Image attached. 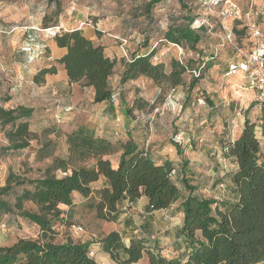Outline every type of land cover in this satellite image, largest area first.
Returning a JSON list of instances; mask_svg holds the SVG:
<instances>
[{
    "label": "trees",
    "instance_id": "16d2710c",
    "mask_svg": "<svg viewBox=\"0 0 264 264\" xmlns=\"http://www.w3.org/2000/svg\"><path fill=\"white\" fill-rule=\"evenodd\" d=\"M178 1L182 8L188 9L183 0ZM52 2L58 6L59 0ZM162 2H147V16L150 17L153 8ZM60 13L61 10L57 9L55 16ZM195 19L185 13L183 23L169 25L165 40L196 50L203 41L201 31L208 26L193 29ZM57 26L62 27L57 17L44 16L42 29ZM236 34H241V31L236 30ZM50 38H54L60 48L67 49L66 55L58 62L64 65L69 80L93 88L95 103H113L118 91L111 88L110 79L115 73L117 60L109 57L102 45L95 44L78 29L65 31L61 28ZM45 54H49L47 47ZM154 55L153 50L148 54L130 56V62H123L121 83L145 77L159 87L164 84H170L173 89L181 86L187 66L173 61L171 70L167 71L165 64L153 62ZM56 71L55 66L42 69L35 76V83H43L47 74ZM200 77L190 82L188 96ZM10 100L8 96L0 95V132L8 141V145L0 148V156L29 149L35 141L37 161L50 160V163L38 178L10 172L6 183L0 186V220L13 215L37 225L41 231L38 239H20L12 245L0 246V264H98L90 256V243L73 239L59 242L56 228L67 224L64 220L66 211L62 206L72 208L75 195L91 197L94 184L101 179L104 182L97 189L98 197L93 207L99 220L116 222L121 201L127 199L135 203L141 197L148 199L152 211L168 210L179 204L183 215L180 235L185 239V251L168 257L151 250L141 240L132 239L127 245L120 233L112 231L102 236L100 242L103 251L116 263L136 264L145 256L148 264L264 262V158L256 134V122L248 117L257 103L248 108L242 132L228 145L229 152H223L238 166L232 176L237 198L231 202L199 196L191 179L183 175L179 183L178 178L172 176V171L176 170L172 163L158 165L149 150L131 137L112 142L98 136L89 125H82L70 133H63L56 125L34 132V108L25 105L6 107ZM144 104V101H136L132 110L128 109L126 113L142 110ZM261 120L264 129V106ZM60 138L64 139L66 147L64 155L58 154ZM172 144L181 156V146L173 141ZM117 155L118 164L114 166L111 158ZM187 165L188 162L184 168ZM27 204L35 206V209L27 207Z\"/></svg>",
    "mask_w": 264,
    "mask_h": 264
},
{
    "label": "rangeland",
    "instance_id": "374dc122",
    "mask_svg": "<svg viewBox=\"0 0 264 264\" xmlns=\"http://www.w3.org/2000/svg\"><path fill=\"white\" fill-rule=\"evenodd\" d=\"M149 1L151 0H59L57 6L52 0H0V83H2V88L4 90L7 88L9 91L11 89L18 90L20 89L18 85L22 84L16 75L7 71V67L11 66L12 53L21 52L26 55L25 48L27 44H30L27 40H35L37 42H33L34 44L37 43L42 46L45 45V40L52 36V32L37 31L32 28L39 27L42 29V20L46 14L54 18L57 17L59 24L63 28H68L67 31L74 30L70 29L71 27L78 29L80 23L90 24L78 30L94 29L101 38L107 39L113 47L120 48L121 39H126L128 41L127 48L131 49L134 54H148L154 50L153 62L165 64L167 71L171 70L173 61H180L190 70L195 69L198 67V62L202 61L201 56H197L198 52L202 55L204 51H207V56L212 57L216 49L222 48L224 32L220 19L216 15L209 16L211 26L201 31L203 41L196 47V50L181 46L184 53L180 54L179 49L164 38L169 25L183 23L185 13L190 14L191 17H196V19L207 17V11L199 0H183L184 5L188 8L187 10L182 8L178 0H163L162 3L153 8L150 17L145 12V5ZM230 1L239 4L243 12L244 9L248 11L251 7H259L260 3V0ZM262 1L264 2V0ZM223 6L225 8L230 7L229 3ZM57 9L61 10L59 16H55ZM258 15H255L257 21H259ZM241 36L239 41L241 43L246 42V33ZM222 49L219 50L216 59L210 60L209 63L212 69L210 70L207 66L190 96H188V87L196 77L188 71L183 75V84L176 87L172 95L173 88L170 84L159 87L152 80L140 77L131 83L128 88L120 91L119 100H123V107L120 105V112H123L127 118L139 122L152 121L154 128L158 131V136L166 139L165 142L170 144L172 138L179 133V128L184 124L183 119L189 113L194 112V109L203 113V109L199 107V99H202L203 103L201 105L203 107L209 108L213 104L219 112L214 115L213 122L209 119L208 122L200 125L198 129L187 130L189 128L186 126L188 135H185V138L186 140L192 139L191 143L187 142V145L191 144L195 150L207 147L205 145L201 146L199 141L193 140V136L195 134L199 135V131H202V135H216L215 142L221 143L227 135L232 134L231 122L235 118L238 121L242 119L245 121L246 110L252 102L257 103L252 91L243 90L235 86L234 83H230L233 78L228 80L222 78V74L226 72L225 67L221 65L225 63L222 60V55L228 52V48ZM230 50L233 52L232 49ZM139 100L144 101V109H134L132 113H126L128 109L132 110L134 103ZM209 101L212 104H209ZM262 108L257 103L248 113V117L252 121H256V134L261 142L263 159ZM123 113L121 115H124ZM32 129L39 132L37 122L32 124ZM53 139L55 138L53 137ZM58 142V154L64 155L66 151L64 139L60 138ZM6 145H8V141L4 134L0 132V148ZM37 147V143L34 141L33 146L29 149L3 157L0 156V186L6 183L10 172L30 178H38L43 174L50 160L37 161ZM203 170L200 167L196 181L198 186H201V195L209 197L206 192ZM222 183L225 188L217 187ZM227 185L226 175L224 177L220 176V180L214 183L210 191L215 192L218 189H225V194H227L229 191ZM212 194L214 195V193ZM97 197V189L94 188V194L90 200L84 201L82 196L77 195L75 198L76 204L72 208L62 206V209L66 211L64 220L67 224L56 228V232H58L56 238L59 242H64L67 239L82 242L86 238H92L93 241H96L114 229L113 223L96 218L93 207ZM177 205L175 204L173 209L170 208L154 214L155 219L158 220L157 222L161 224L159 226L161 229L152 233L156 241L162 242L164 238H171L173 241L177 238L178 232H175V229L183 223L182 213ZM26 206L35 209V206L31 204ZM40 236L39 227L27 220L13 215H6L0 220V246L12 245L20 239H38ZM151 236L149 235L148 240L151 239ZM162 246L161 251L168 257L179 254L174 243L167 242L163 243ZM146 263H148L147 256L138 264ZM259 264H264V262Z\"/></svg>",
    "mask_w": 264,
    "mask_h": 264
},
{
    "label": "crops",
    "instance_id": "0c3cea01",
    "mask_svg": "<svg viewBox=\"0 0 264 264\" xmlns=\"http://www.w3.org/2000/svg\"><path fill=\"white\" fill-rule=\"evenodd\" d=\"M246 11L244 9L245 13L242 12V16L239 18L233 17L228 19L227 24L231 29H233L238 45L244 47L246 50H252L254 46L257 45V40L252 35V26L256 25L264 31V14H261V12L264 11V2H261L260 0L259 7H251L247 13ZM256 14H260L258 15L259 21L255 18ZM70 29H75V27H71ZM236 30L241 31V34L237 35ZM81 31L95 44L102 45L109 57L117 60L115 73L110 79L111 88L114 91H123L125 88H128L134 81H130L125 84L121 83V75L125 67L123 62H127L125 51L122 46L120 48L113 47L110 43H108L107 39L101 38L94 29L88 28ZM242 33H246V42L243 43L239 41L242 37L241 35H243ZM45 46L48 49L50 59L41 58L36 60L33 64L27 63V57L23 53H12L11 66L7 67V71L16 75L17 79L22 82V87L18 90L11 89L9 91L5 87L4 90L2 88V83H0V95H7L11 99L7 103V107L25 105L34 108L35 116L33 123L37 122V126L39 128L38 131L45 127L56 125L63 133H70L82 125H89L95 130L98 136L112 142L125 140L131 137L136 143L140 144V146L149 150L151 156L158 165H163L167 162L172 163L173 167L176 169V177L178 178L179 183L183 175H185L186 178L191 179V184L197 187L196 194L199 196H202V190L201 186H198L196 178L197 174L200 172V167H202V169H204L203 175L205 177L204 182L206 183V192L209 194V197H203L214 198L220 201L227 200L233 202L236 200L237 194L235 192L232 176L238 166L233 159H230L223 154L221 147L222 144L228 140L231 134L227 135L224 140L219 143L218 141L215 142V139H217L216 135H202V131H199V135L195 134L193 136V140H197L201 146L205 145L207 147L201 150H195L194 146L191 144L187 145V142H185L183 145H180L182 155L179 156L177 154L176 147L172 143L168 144L165 142L166 139H162L158 136V131L154 128V123L152 121H146L144 123L143 121L139 122L138 120L127 118L123 112H120V105L123 107V100H119L118 103H95L94 89L83 87L78 83H72L69 80L64 65L58 62L59 59L66 55L67 49L60 48L54 38L46 39ZM226 47L228 48V52H226L225 55H222V60H224L225 63L221 64L225 67V71H227L230 63L239 59L232 46L227 45L222 48ZM230 49H232L233 52H231ZM126 51L129 57L134 54L129 48H127ZM207 55V51H204V54L202 55H200L199 52L197 54L198 57L201 56V60L209 59L210 57ZM216 58L217 56L214 59ZM209 62L210 60L207 62L206 68L208 66L211 70L212 68ZM200 64L201 61L198 62V66ZM52 66L57 68L56 73L47 74L43 83H35V76L42 69L50 68ZM224 74H222V78H225ZM229 78H233L230 83H234L238 88L243 89L247 86V80L244 74L227 77L225 79L228 80ZM243 90L252 91L249 89ZM252 92L256 100V94L254 91ZM253 103L254 102L251 104ZM201 104L202 103L199 104V107L203 109V113L194 109V112L189 113V115L183 119L184 124L178 131H183L184 137L185 135H188L187 130H191L193 128L198 129L200 125L208 122L209 119L213 122L214 115L219 112V110L216 109L212 103L209 108L203 107ZM69 107L72 108V111L66 112L65 110ZM121 113L124 115H121ZM57 117H61L60 122ZM253 121L256 122L255 120ZM231 123L233 128L231 133L237 138L242 132L244 120L242 119L238 121V119L235 118ZM186 126L189 129L186 130ZM189 140L191 143L192 139H188L187 141ZM111 159L113 165L116 166L118 164V155L112 157ZM186 162H188V165L184 168ZM225 175L228 184L227 187L229 188L228 193L225 194V189H218V191L215 192L210 191L214 183L220 180V176L224 177ZM103 182V179H101L99 182L94 184V187L96 189H100ZM222 184L217 185V187L220 186V188H225V185L224 187H221ZM212 193H214V195ZM76 196L77 195H75V198ZM90 198L91 197H83L84 201H88ZM75 204L76 203L74 202V205ZM174 206L171 209H173ZM177 206H179V204ZM119 209V219L116 222L110 223H113L115 226L112 231L120 233L127 245L130 244L132 239L141 240L145 242L151 250L163 253L161 251V249H163L162 244L171 242L172 244H175L179 254L185 251V239L180 235V229L183 223L179 224V227L175 229V232H178V236H176L177 238L173 239V241L171 238H164L162 240L163 243L155 240L152 233L160 230L161 227L159 226H161V224L157 222L158 220L155 219L154 214L165 210L152 211L149 208L148 199L146 197H141L135 203H130L127 199H125L119 204ZM149 235H152L150 239L151 241L148 240L150 238ZM100 240L101 238L96 241H93L92 238H86V240L82 242L90 243V248L96 251V256L94 258L98 264H118L108 253L103 251Z\"/></svg>",
    "mask_w": 264,
    "mask_h": 264
},
{
    "label": "built area",
    "instance_id": "2783aa9c",
    "mask_svg": "<svg viewBox=\"0 0 264 264\" xmlns=\"http://www.w3.org/2000/svg\"><path fill=\"white\" fill-rule=\"evenodd\" d=\"M202 4V6L207 11V17L204 18H197L192 24L193 29H199L202 26H211L209 22V16L216 15L219 17L221 22V27L223 29L224 35L222 38L223 43L221 44V47L230 45L235 49L236 54L238 55L239 59L235 62H232L229 64L227 71L224 74V77H233L240 74H244L245 78L247 80V86L242 87L243 89H249L255 92L256 94V101L258 105L261 107L264 106V31L260 28H258L256 25H253V37L257 40V45L254 46L252 50H246L244 47L238 45L236 42V37L234 34L233 29H231L227 21L230 18L236 17L239 18L242 16V9L239 6V4L235 2H231L230 0H199ZM229 3L228 8H225L223 5ZM261 14H264V11L261 12ZM90 24L80 23L78 29H82L84 26H89ZM33 30L37 31H46V32H52L51 35H55L57 32L61 30L60 26L52 27L48 29H41L39 27H32ZM63 30L67 31V29L63 28ZM51 36V37H52ZM30 44H27V47L25 48V54L27 56V63H32L38 59L41 58H49L48 54H45V45L39 46L37 43L34 44L33 42H37L35 40H27ZM121 46L125 51V56L127 58V61L130 62V57L127 54V45L128 41L126 39H121ZM173 46L177 47L180 51V54H183L184 51L182 47L178 44L170 43ZM33 46V47H32ZM220 49H216L214 55L210 57L207 60H202L201 64L195 68L190 70L187 67V71L192 74L194 77H200L202 75L203 70L205 69L207 62L209 60L214 59L216 56H218V52ZM21 85H18V88H21ZM176 89H172V93ZM121 96L120 91H118L114 95V102L116 103ZM199 103H203L202 99H199ZM66 112L72 111V108L69 107L65 110ZM58 121L60 122L61 117H57ZM235 140V135L231 134L228 138V142L226 145L222 147V151L225 153L229 152L228 145L230 143H233ZM172 141L176 144L183 145L187 141L184 137L183 131H180L178 134H176ZM172 176H176V170L172 171ZM221 187H224V184L221 185ZM81 230V229H80ZM90 256L95 257L96 251L93 249H90Z\"/></svg>",
    "mask_w": 264,
    "mask_h": 264
}]
</instances>
